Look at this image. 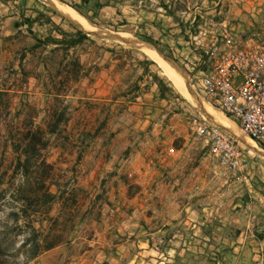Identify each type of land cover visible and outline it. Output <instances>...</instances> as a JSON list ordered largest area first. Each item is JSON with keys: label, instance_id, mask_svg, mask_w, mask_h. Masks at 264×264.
<instances>
[{"label": "crops", "instance_id": "crops-1", "mask_svg": "<svg viewBox=\"0 0 264 264\" xmlns=\"http://www.w3.org/2000/svg\"><path fill=\"white\" fill-rule=\"evenodd\" d=\"M24 7L18 10L17 19L6 17L1 22L7 31L0 37V54L9 56L13 49L11 42L19 31L23 33V28L25 44L16 66L12 60L13 64L9 61L1 64L5 69L12 64L22 84L15 87L10 82L0 84V121L15 117L12 108L26 105L28 91L38 99L35 103L40 107L41 126L35 127V131L26 128L29 136L26 146H32L30 137H38L40 133L55 143L67 135L66 138L74 140L70 155L80 169L78 185L111 188L135 185L134 195L112 194L107 200L122 207L127 204V211L120 214L116 226L118 232L125 233L131 228L138 235L170 236L169 247L160 255L146 241L137 243L138 253L133 258H127L130 245L124 243L113 246L114 250L111 244L89 248L87 252L92 258L81 261L68 256V246L57 244L44 252L46 256L36 264H186L181 257L189 250L188 236L204 241L208 227H225L217 208L223 182L216 175L217 166L208 150L194 135L193 119L186 116L189 107L173 95L160 96L158 90L143 94L136 77L130 82L124 78L128 67L124 59L112 63V53L103 51L99 64L100 57L94 60L91 53L82 55L78 50L83 43L92 41L86 33L58 26L33 0H26ZM74 8L91 11L93 16L99 11L112 15L117 11L120 27L144 29L171 57L185 62L189 68L195 65L201 52L195 50L194 42L207 45L224 26L237 42L250 36L264 39V0H77ZM32 59L33 70L29 73L26 63ZM137 64L143 66L136 61L134 67ZM99 89L101 96H97ZM154 89L156 85L151 91ZM63 91L69 92V96H64ZM80 91L87 92L86 98L80 97ZM94 92L96 95L90 96ZM63 98L65 106H57ZM90 101L95 106L110 108V114L101 117V109L92 110ZM115 108L120 111L119 118L113 114ZM65 116L71 130L60 126ZM45 125L47 131L43 130ZM65 128L66 132L62 130ZM6 140L8 143L9 137ZM51 144L45 142L44 149ZM53 148L58 154L62 152L59 145ZM14 167L13 162L11 169ZM73 203L77 205L79 198H73ZM97 203V199L92 200L95 208ZM248 245L258 247L256 250L263 246ZM246 247L244 242L230 246L234 252ZM199 251L195 254L199 255ZM202 262L198 258L195 264ZM215 264L244 262L237 257L228 260L222 257ZM246 264H264V259L254 257Z\"/></svg>", "mask_w": 264, "mask_h": 264}, {"label": "rangeland", "instance_id": "rangeland-1", "mask_svg": "<svg viewBox=\"0 0 264 264\" xmlns=\"http://www.w3.org/2000/svg\"><path fill=\"white\" fill-rule=\"evenodd\" d=\"M25 1L0 0V37L7 31L5 25H2L1 22L6 17L17 19L18 10L25 9ZM56 1L73 9L93 25L99 33L104 34L109 32L110 34L124 35L130 41L131 39H135L154 48L170 65H173L171 66L174 71L183 79V89H177L155 62L143 51L134 48L125 40L119 41L97 37L84 32L89 36V40L91 39L92 41L85 42L79 46L78 50L82 55L89 52L93 55L91 56L94 60L100 57L99 64L102 62L103 51H110L112 53V63L113 61L124 59V63L128 65L124 78L130 82L131 79L136 77L137 81L142 85L143 94L155 93L158 90L160 96L165 98L172 95L179 98L190 109L186 116H189L193 120L200 116L205 117L224 131L239 138L243 147L250 153L247 174L243 173L239 178H223L218 175V169L216 170V175L223 182L221 188L222 194L217 200V208L221 211V220L225 227H221L220 229H218V225H215V228L214 226L208 227L204 241H199L197 236H188L186 246L189 247V250L185 252L181 259L185 260L186 264H195L198 258H201V262L203 261L205 264H215L222 257L226 260H228V257L230 259L231 257H237L243 260L244 264L254 257L264 259V153L253 142L243 137L234 124L226 120V126H224V124L221 125L215 120V118L223 119V116L219 114V111L210 108L197 97L195 89L192 87L193 83H190L189 80L191 73L193 74L194 72H191L190 68L185 66V62L171 57L166 50L160 47L148 35L147 31L141 28L135 29L131 26L120 27L117 11L113 15L99 11L97 16H93V12L91 11L75 9L74 6L77 5V0L76 3L71 0ZM33 2L37 5L38 9L45 11L58 26L71 31L78 29L62 14L50 8L45 3V0H33ZM7 7L8 9H6ZM33 11L35 10L33 9ZM24 30L25 28L22 30L23 33L19 31L15 35L13 42H11L13 49H10L9 56L0 54V73H3L0 74V84H8L7 82H10L12 87L21 86L22 84L19 81V76L15 73L17 69L15 71L14 67H12L13 63L11 60L14 61V66H16L15 62L20 57V52H23L22 49L25 44ZM35 31L37 34H41L36 28ZM199 45L203 44L196 41L193 47L197 48ZM7 61L12 63L10 67L8 69L1 67V64H5ZM136 61L137 63L142 62L143 66L139 67L137 64L134 67ZM32 62L33 59L31 62L26 63V70L29 73L33 70L31 69ZM7 73L8 75H6ZM154 85H156V89L151 91ZM79 94L80 97L84 95V98H86L87 92L80 91ZM94 94L96 95L94 92L90 96H95ZM101 94L102 90L99 89L97 96H101ZM63 95L69 96V92L63 91ZM59 101L57 106H65L63 103L65 98ZM35 102H38V99L33 95H29L28 91H26V105L13 107L12 115L14 114L15 117L9 118L8 121L5 119L0 121V251L4 255V264H36L38 260L46 256L44 252H41L36 257L31 258L36 247L44 246L46 243L51 242H57L56 245L59 244L62 247L68 246V256L78 258L81 261L92 258L90 253L87 252L89 248L110 244L112 245L111 250H114L113 246L116 245L124 243L130 245L127 258H133L137 255V243L141 244L146 241L149 242V245L159 255L161 253L164 254V250L169 247L170 236L138 235L134 233V229L130 231L131 228L122 233L116 229L121 220L120 214L127 211V204L122 207L121 204L110 203L107 200L112 194L134 195L136 187L133 183H129L126 188H111L109 185H90L87 187L78 185V180L80 184V169L77 168V162L73 163L70 155L71 149L74 147V140L66 138L67 135L65 134L63 135V139L58 141L57 144L54 140H50L47 137L44 138V135L42 136L40 133L38 137H30L32 146H26V142L29 141V136H26V128H31L32 131H35V127L41 126V122L39 121L40 107ZM89 103V106L95 112L101 109V117L105 113L107 115L110 114V108L99 105L95 106V102L92 101ZM113 114L119 118L120 111L118 108L114 109ZM66 118L65 116L64 120L60 121L61 124H59L71 130V123L69 124L68 118ZM93 118V115H91L90 124H92ZM84 120H87L86 116H84ZM45 127L46 125L43 130ZM66 128L62 130L66 132ZM6 137H9L8 143ZM45 142H52V144L49 148L44 149ZM55 144L60 146V150H58L63 153L58 154L53 148ZM38 146L43 147V150ZM14 152L16 153L14 154ZM17 159L22 160L21 162L23 163H18ZM79 159H81V156H78ZM212 161L217 166L216 161L214 159ZM13 162L15 163L14 170L11 169ZM26 163L30 165L29 171L31 173L39 169L37 170L38 176L42 177L49 193L54 196L51 203L46 206L27 209L26 214L29 221L32 220L29 226L25 225L22 219L15 222L12 215L17 214L20 216L23 198L41 202L45 197L43 190H35L33 194L26 190V182L31 186L36 184L34 182L36 175H31V179L29 180L26 179V173H24ZM50 165L52 167L49 171L47 167H50ZM73 198H79L77 205L73 203ZM93 199L99 201L96 204V208L95 205H92ZM47 208L48 214L45 217L44 213ZM55 217L56 220L54 222L52 219ZM116 222L117 224H115ZM44 239L47 241H44ZM235 242H244L247 244L246 249L240 252L232 251L230 246ZM248 243H257L263 246L261 249L256 250L258 247L254 245L250 247ZM198 249H200L199 255L195 254L198 252ZM252 249L255 250L253 251ZM163 257L160 256L161 259ZM138 258L145 257L138 256Z\"/></svg>", "mask_w": 264, "mask_h": 264}, {"label": "built area", "instance_id": "built-area-1", "mask_svg": "<svg viewBox=\"0 0 264 264\" xmlns=\"http://www.w3.org/2000/svg\"><path fill=\"white\" fill-rule=\"evenodd\" d=\"M191 66L190 83L197 97L230 120L239 133L264 153V39L237 42L224 26ZM196 139L216 161L218 175L239 178L248 173L249 151L239 138L200 116L193 120Z\"/></svg>", "mask_w": 264, "mask_h": 264}, {"label": "bare ground", "instance_id": "bare-ground-1", "mask_svg": "<svg viewBox=\"0 0 264 264\" xmlns=\"http://www.w3.org/2000/svg\"><path fill=\"white\" fill-rule=\"evenodd\" d=\"M45 3L55 11L62 14L71 24L76 26L78 29H80L83 32H86L88 34L97 36V37H103V38H110L113 40H125L127 43L131 44L134 48H137L141 51H143L152 61H154L162 70L163 74L168 78L170 82L173 83V85L179 89H183L184 81L180 77L176 71L172 68L170 63H168L154 48L151 46H147L146 44L142 42H138L135 39H131V42L129 39H127L124 35L119 34H110L107 33H99L97 32V29L91 25L88 21H86L82 16H80L77 12H75L73 9L62 5L61 3L57 2L56 0H45ZM207 105V104H206ZM211 108V107H210ZM213 109V108H212ZM221 114V113H219ZM222 115V114H221ZM218 116V115H217ZM223 116V115H222ZM214 117V116H213ZM220 118H215V120L220 123L221 125L224 124L226 126L225 121H229L231 124H233L230 120L225 118V116ZM213 121V120H212Z\"/></svg>", "mask_w": 264, "mask_h": 264}, {"label": "trees", "instance_id": "trees-1", "mask_svg": "<svg viewBox=\"0 0 264 264\" xmlns=\"http://www.w3.org/2000/svg\"><path fill=\"white\" fill-rule=\"evenodd\" d=\"M83 37H85V35H83ZM29 167H30V165L28 163H26V169L24 171V173H26V179L29 180V179H31V175H33V176L36 175V177L34 178V179H36L34 181L36 184L31 186L29 183L26 182V190H28L29 193H31V194H33L35 190L36 191L37 190H41V191L43 190V195L45 198L43 200H41V202H36V201L30 200L29 198H23L24 200H22V207H21L20 216L17 214L12 215V218L15 222L22 219V220H24L25 225H28V226L32 223V220L29 221L28 215L26 214L27 209H29L31 207L37 208L40 206H46L49 203H51V201L54 199V196L49 193L48 188L45 186L44 181L42 180V177L38 176L37 170H39V169H37L36 172L31 173L29 171ZM47 170L50 171V167H47ZM47 214H48V208L46 209V212L44 213L45 217ZM52 220L55 222V219H52ZM46 239H44V241ZM37 241H38V239H37ZM56 243L57 242H53V243L51 242L48 244L46 243L44 246H37L35 251L33 252L31 258L36 257L41 252H46V251L52 249L53 247H55ZM3 257H4V255L0 251V264H4Z\"/></svg>", "mask_w": 264, "mask_h": 264}, {"label": "water", "instance_id": "water-1", "mask_svg": "<svg viewBox=\"0 0 264 264\" xmlns=\"http://www.w3.org/2000/svg\"><path fill=\"white\" fill-rule=\"evenodd\" d=\"M160 54V53H159Z\"/></svg>", "mask_w": 264, "mask_h": 264}]
</instances>
